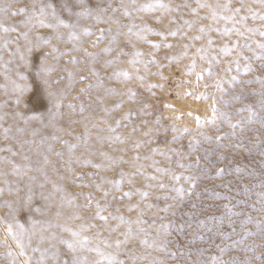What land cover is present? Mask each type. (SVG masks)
Here are the masks:
<instances>
[{
  "label": "snow or ice",
  "instance_id": "snow-or-ice-1",
  "mask_svg": "<svg viewBox=\"0 0 264 264\" xmlns=\"http://www.w3.org/2000/svg\"><path fill=\"white\" fill-rule=\"evenodd\" d=\"M18 0H0V68L3 69L4 80L7 83L0 84V89H3L4 94L9 96L13 101L12 107H9V101L4 100L0 102V137L3 140L16 141L21 151H15L11 145L0 148V152L8 151L12 157L20 155L25 163H18L7 156H0V162L10 165V168L0 166V197H7L0 200V207L7 208V213L0 216V223L8 225L6 235L17 245L19 251H13L7 239L0 241L7 249L6 256L11 258V264H139V262L147 260L149 264H168L169 259L180 260L184 257L182 264H264V252H258L260 248H264V243H246L249 237L260 236L264 240V139L259 136L256 137V142L252 147H246L241 143L223 144L221 141L228 139L229 136L235 137L238 140L235 129L239 128L242 132L245 131V124L259 123L264 127V75H255L253 73L258 70H264V39H255V36L264 38V11H260L247 6L246 15H241L244 7L233 8L231 0L226 3H208L207 0H195V7H193L190 0H184L183 3H173L172 0H148L146 3H138L137 0H31L30 5L14 8L13 4ZM264 9V0H254ZM182 9H187L194 18L186 19ZM201 9H208V13L200 15ZM160 12L159 16L155 17L156 22H161L165 16L169 18V26L175 24L176 27H169L167 31H161L152 27L150 23L145 21L139 13H156ZM173 13H180L179 18ZM119 14V15H118ZM22 17L18 21L13 18ZM127 18L124 22L123 18ZM141 23H137V19ZM259 20L261 23L255 27L248 26V20ZM211 20L212 23L205 25L200 23L203 20ZM224 21L223 27L219 26V22ZM231 24V27L228 25ZM103 25V27H101ZM197 25L199 27L197 28ZM126 29V31H125ZM196 29L198 34L189 36L188 33ZM47 30V31H44ZM212 32H216L224 40L222 45L217 48L218 53L223 56H233V59L228 62L224 69L226 75L236 72V75L230 76L227 80L217 79L216 87L220 92H226L223 88V83H228L233 88L237 84H259V89H251V92L246 94L243 89L240 94H233L231 101L222 99L225 104L243 103L248 95L256 96L258 99L255 104L258 105L259 111L252 103H244L243 107L236 109L235 115L241 118L233 122L232 116L227 112L220 113V119H223L228 126L233 129L230 133H223L221 136L212 137L204 132L199 135L203 137L204 141L211 142L213 139L217 143V148H235L237 152L232 159L240 155L241 149L244 154L250 158L243 164H236L235 171L238 174L236 180H228L227 182L216 185L213 188L205 186L200 192H197L198 182L202 178L215 179L222 177L225 169L219 168L216 176L202 177L199 174H185L181 172L177 174L170 167H161L160 161L154 159L155 156L165 157L169 163L173 157H179L177 166L191 172L193 168H198L201 157L197 156L195 162L185 164V152L180 147H174L181 141L185 135L190 133L192 129L184 127L179 128L176 124L166 125L163 123V117L156 116L154 120L143 119L140 117H153L154 104L158 101L152 98L156 96L155 89H160L162 92L171 94L169 89L170 77L164 74L165 68H171L172 64H179V62L191 56V62L184 66L185 75H196V83L204 78L205 73L208 76L214 75L212 65L221 63L220 56L213 52L215 39L211 36ZM16 33L15 36L11 35ZM150 35L160 36L161 41H153L149 39ZM235 35L236 39L232 40ZM180 37L181 41L187 39L188 43H168V37ZM93 37H95L93 39ZM124 38L123 40L121 38ZM135 37L137 41H142L146 44L152 45L155 51L149 53L151 59H143L145 53L136 47L132 38ZM207 37V46L201 45L196 47V41H203ZM241 39L245 42L241 44ZM107 41L103 47L101 44ZM71 47H67V45ZM98 49V51H90L88 47ZM131 44L133 51L128 52L122 45ZM14 45V47H13ZM255 45V47H253ZM195 47V53H191L190 49ZM161 48L174 49L182 48L178 53L165 52L159 59L156 57V52ZM243 49H247L252 53L251 56L244 55ZM4 52L8 53V58L5 59ZM83 53L81 57L76 55ZM115 53V55H113ZM235 53V55H233ZM123 56H131L132 59L128 61L130 65L135 68L137 72L136 79L141 81V87L145 88L150 95L148 97H141L140 93L132 88L127 89V92H120L117 88L107 86L105 80H119L123 77L125 80L132 79L131 74L126 69L115 68L110 74L102 75L101 68L108 69L118 65L122 62ZM108 57V58H105ZM66 58V59H65ZM197 58L205 60L209 64L207 69H201L197 72ZM63 61V62H62ZM161 61H168L162 63ZM241 61H244L242 64ZM258 61V64H254ZM15 65V78L9 73L13 71L10 65ZM101 67L98 68L97 65ZM71 65V67H69ZM137 65L143 66L148 72V75H155L160 77L158 83H144L147 76L139 75L140 68ZM150 65H156V72H151ZM234 66V67H233ZM23 69V70H22ZM84 73V74H82ZM31 74L43 87L39 93H36L33 84L29 80ZM241 75L252 76L251 79L241 80ZM55 76V78H53ZM94 78V79H93ZM91 81V82H88ZM180 83H192V81L181 80ZM76 84H84V87L79 89L80 93H89L93 89L97 90L96 99L101 104L104 103L106 96H117V99L110 107L105 105L104 112L111 116L114 112L122 109L126 103L123 99L124 95L128 96L129 100L135 101L138 107L133 110L129 108L127 111L115 120L114 123H109L107 120L104 123L107 125V131L114 135L96 136V140L104 145L109 144H128L131 140V148L135 150V155L131 160H126L123 155L115 156L111 153L129 151L127 147L116 148L112 147L111 152L100 151L90 145L92 139L91 131L88 121L90 117H83V121L69 120L68 124L75 125L77 123H84V132L77 134L74 130L65 128L61 121L65 119L64 101L68 96L72 95ZM207 87V85H205ZM103 89L104 95L100 94ZM175 91V89H172ZM10 93L14 96L9 95ZM32 93L31 96L29 94ZM178 96L182 93L177 92ZM191 95L189 91L187 93ZM203 98H208L205 94H201ZM75 100H80V95L74 97ZM89 99L91 97L89 96ZM151 101V102H150ZM21 105L27 112L21 110ZM76 104L69 102L67 108L75 110ZM166 108H174L171 103L164 104ZM79 111L83 113L85 107L83 104L79 106ZM213 117L208 123L215 124L217 120L216 113L218 109L213 105ZM247 112L248 116L242 114ZM11 118L12 123L5 125V122ZM180 117H177L179 119ZM140 120V124H133V120ZM171 119V117H168ZM127 120L129 123L124 124ZM17 121H23L24 126L21 127ZM32 122H36L33 125ZM198 124L201 123L200 118L197 117ZM97 125L93 124L92 127ZM130 127L131 132L125 136L118 132L121 127ZM52 129L48 134L42 135L39 140L35 137L45 129ZM146 128V130H145ZM256 131L255 129H252ZM30 132L32 139H24L25 134ZM140 132L146 139H139L135 134ZM173 133L169 135V133ZM74 135L76 143L64 139L63 135ZM55 143H62L67 148V159L63 150L57 151ZM202 141L192 136L187 144L188 156L196 153L200 149ZM155 145L149 147L148 154L141 157L139 150L145 146ZM29 146V147H26ZM43 156V164L40 167H34L31 163V157L28 152L33 150ZM46 146V149H45ZM84 148V152L77 155L78 148ZM42 149H44L42 151ZM213 150L204 149L205 155H210ZM54 154L56 157L63 160L64 168L69 176L61 175L59 169L53 168L59 177L60 181L70 179L71 183L79 189H91V191H78L72 193L66 189L63 183L51 181L47 169L44 165L53 163L50 160L49 154ZM99 154L103 159L101 162H96L92 157ZM259 159H253V157ZM141 159L151 161V167L156 173L169 174L171 179L176 182L170 191L175 195H165L157 197V199L171 200L173 203L165 205L162 211L171 213L173 216L177 212L173 209H180L184 203L190 204L192 209L197 211H188L181 213L182 216L189 217L187 220L169 221L159 225L157 236L152 237L147 235L148 229L138 227L135 231L133 225H143L147 221L143 220V209L140 214L132 219L120 212V208L115 204L117 199H130L136 192L139 193L141 199H146L149 192L141 189L123 190V186L127 181L128 184H134L136 176H145L148 180H160V176L155 174L145 173L146 165L139 163ZM226 159L223 154L218 157L217 163H221ZM122 164H131L136 171H125L124 168L119 167ZM95 169L98 171H81L77 172L76 168ZM119 167L118 178H112L107 175H101L99 180L96 177L99 171L112 172ZM34 172L43 173V180L38 182L37 176ZM242 173H247L248 177L258 180V183L243 184V193L248 194L251 188H259L261 191L255 193L258 197L256 203L251 205L254 211L260 215L254 217L251 212L236 211V205H247V200H236V205L231 201L235 196L227 195L215 191V188H230L237 180L243 182ZM15 179H9V177ZM88 177V179H85ZM183 180L187 187L180 184ZM50 182L52 189L45 191V184ZM108 185L109 187H105ZM157 185L148 184L146 187L151 189ZM161 189L169 188V185L161 182L158 184ZM23 192V195L21 193ZM99 192L101 195L97 196ZM116 192H121L122 195L117 197ZM236 194H241L240 189H236ZM197 197V201L191 200L192 196ZM83 197L84 202L78 203V198ZM110 197V199H109ZM211 200H225L229 201L222 205H214L213 203H206L205 199ZM105 201V203H101ZM203 204V208H201ZM259 204V207H257ZM55 205L57 211L48 219H37L35 214L40 216H48L51 208ZM70 207L75 210L87 208L95 209L92 216L93 220H100L104 222L109 233L119 232L121 226L126 225V230L120 232L123 239L117 238L111 240L104 238L102 233L97 232V239L93 241V237L84 235V233L91 228H98L95 223L86 224L81 223L78 229L69 226L68 223H61L60 217L63 215V209ZM140 207L139 203L127 205L129 212L134 211ZM148 208H159L158 205L148 204ZM213 207H222L225 211L222 215H209L204 219H199L200 211H208ZM109 208H115V211L104 213ZM24 213L25 219L29 221V227L19 219L20 215ZM228 218V227L231 231L224 232L222 227L225 218ZM231 217H244L239 221L231 219ZM68 219L81 220L82 217L79 211ZM161 219H164L163 217ZM110 221H116L112 225ZM219 222L217 226L216 222ZM211 222V224H210ZM236 223L240 224V231L237 232ZM195 224V229H193ZM255 225L256 231L249 229V225ZM155 227V223L152 225ZM60 229V232L57 231ZM207 229V232L213 233L215 237H220L222 240H230L228 244H215L214 239L212 244L218 250V255L214 254L208 259L203 258L208 251L206 248L195 249L197 255L196 260H192L193 249L185 248L181 250L178 241L168 239L175 231L179 237L187 241L189 245L195 244L198 241L208 242L209 237L202 235L201 230ZM69 233L70 238L65 237L62 233ZM145 234V235H142ZM189 236L191 237L189 239ZM239 236L238 239L232 237ZM38 240L37 246H32L33 238ZM134 240H138L139 244L153 249L157 253H165L167 258H162L159 255H152L151 253L136 254V247H126ZM47 243L46 247H41ZM176 244L177 251H173L169 245ZM103 245V247H101ZM29 249L31 254H29ZM105 249H113L106 251ZM242 251L245 253H252L251 256H231L225 259L224 256L229 251ZM95 252L99 259L90 260L87 253ZM39 253V257L35 256ZM124 258H121V254ZM20 257L25 259L21 260Z\"/></svg>",
  "mask_w": 264,
  "mask_h": 264
},
{
  "label": "rangeland",
  "instance_id": "rangeland-1",
  "mask_svg": "<svg viewBox=\"0 0 264 264\" xmlns=\"http://www.w3.org/2000/svg\"><path fill=\"white\" fill-rule=\"evenodd\" d=\"M118 2V0H117ZM138 3H146L148 2V0H137ZM165 2H168V0H165ZM172 2L175 3H183L184 0H172ZM190 2L192 3L193 7H195V0H190ZM208 3H212L215 4L217 2L219 3H226L227 0H207ZM31 0H18V2L13 4L14 8L17 7H22L25 5H30ZM232 3V7L233 8H237V7H244V11L241 13V15H246L247 13V6L251 5V7H253L254 9L260 10V11H264V9L261 8V6L257 3L254 2V0H231ZM208 9H201L200 11V15H205L208 13ZM182 12L184 13V17L186 19H192L194 18L192 16V14L187 10V9H182ZM119 15V14H118ZM138 17L142 16L143 19L145 21H147L148 23H150L152 25V27L157 28L161 31H167L169 27H176L175 24H172L169 26V18L167 16H165L163 18V20L161 22H156L155 17L160 15V12H156V13H152V14H148V13H139L137 14ZM173 15H176L177 18H179L180 13H173ZM22 17L17 16L14 17L13 20L14 21H18L20 20ZM124 22H127V18H123ZM137 23H141V20L138 18L137 19ZM200 23L208 25L211 24L212 21L209 20H203ZM224 21H220L219 22V26L223 27L224 25ZM248 26L250 27H255L257 25H259L261 22L259 20L253 21L251 18H249L248 20ZM229 27H231V24L228 25ZM101 27H103V25H101ZM199 27V25H197V28ZM47 31V30H44ZM126 31V29H125ZM198 34V32L196 31V29L190 31L188 33L189 36L191 35H196ZM11 35L15 36L16 33H12ZM211 36L215 39V45L213 47V52H216L217 55L220 56L221 59V63L219 65H216L215 63H213V65L211 66L214 72V75L212 76H208L206 73L204 75V78L199 82V85H197L196 83V75H185L184 74V66L189 64L191 62V56L186 57L184 59H182L179 64H175L173 63L171 68H165L164 69V74L170 77V82H169V89L168 91L171 93L170 95L167 92H162L160 89H155L156 92V96L153 97V100L158 101V103L154 104V108L150 109V111H154V116L153 117H140V120L143 119H149L154 120L156 116H160L163 117V123L166 125H171V124H176L179 128L183 129L184 127H188L190 129H192V131L190 133H188L187 135L184 136V138L179 141L176 145H173L174 147H180L182 149V151L185 152L186 156L184 159V163L187 164L189 162H195L196 157L200 156L201 160H200V165L198 168H193L191 170V172H187L185 169H181L177 166V161L179 160V157L174 156L172 161L169 163V161L163 157V156H155L154 159L160 161V166L161 167H170L173 171H175L177 174L184 172L186 175L187 174H199L202 177H207V176H216V173L218 171L219 168H224L225 172L223 174L222 177L219 178H215V179H207V178H202L199 182H198V187L196 189L197 192H200L205 186L209 187V188H213L216 185H220L223 184L225 182H227L228 180H236L237 179V173L235 171V166L236 164H243L245 163L248 158L244 152L243 149L239 150L240 151V155L236 156L235 160L232 159L233 155L237 152V150L235 148H217V143L216 141L213 139V141L211 142H207L204 141L203 137L199 135L200 132H204L209 136L212 137H216V136H221L223 133H230L233 131V129H231L228 124L223 120L220 119V113L221 112H227L232 116V120L233 122H235L236 120H239L241 117L239 115H235L236 113V109L243 107L244 103H252L253 106L256 108L257 111H259V107L258 105L255 104V101L258 99V97L256 96H251L248 95L247 99L243 102V103H232V104H225L222 102L223 100L226 101H231L232 99V95L233 94H240L241 90L243 89L244 93L248 94L251 92V89H259L260 85L259 84H237L235 86V88H233L231 85H229L228 83H223V88L226 89V92H220L218 91L217 87H216V81L217 79H221V80H227L230 78V76L232 75H236V72L233 71L232 73L226 75L224 72V69L227 67L228 62L231 61L233 59V56H223L222 54L218 53L217 48L222 45V43L224 42L225 39L227 38H222L220 37L219 34H217L216 32H212ZM95 37H93L94 39ZM255 39H264L259 37L258 35L254 37ZM122 40L124 39L123 37L121 38ZM150 40L153 41H161V37L160 36H155V35H150L149 36ZM232 40L236 39V36L233 35ZM133 43L136 44V47L138 49H140L141 51H143L145 53L143 59H151V56L148 55L149 53L155 51L152 47V45L150 44H146L142 41H137L135 37L132 38ZM168 43H173V44H177V43H188L189 41L187 39H184L183 41H181L180 37H168ZM241 44H243L245 41L243 39H241ZM107 41L103 42L101 44V47L104 46V44H106ZM196 47H199L201 45H204L205 47L207 46V37H205V40L203 41H196L195 42ZM126 48V51L128 52H132L133 48L131 44H127V45H122ZM14 47V45H13ZM67 47H71V45H67ZM85 47H88L90 51H98V49H93L91 48V46L89 44H86ZM253 47H255V45H253ZM182 51V48H174V49H167V48H161L158 52H156V57L157 59H159L165 52H169V53H178ZM196 48L193 47L190 49L191 53H195ZM244 55L247 56H251L252 53L249 52L247 49H243ZM5 56V59L8 58V53L4 52L3 53ZM76 55L79 56H83V53H78ZM113 55H115V53H113ZM235 55V53L233 54ZM108 58V57H105ZM66 59V58H65ZM122 62L118 65L113 66V68H108V69H103L101 68V74L102 75H108L110 74L115 68H120V69H126L127 71H129V73L132 76V79L130 80H125L123 77H121L119 80H105V84L107 86H112L117 88L120 92H127V89L132 88L135 91H137L138 93H140L141 97H148L150 95V93L143 87H141V81L136 79L137 76V72L135 71V68H133L132 65H130L128 63V61L130 59H132L131 56H123L122 58ZM63 62V61H62ZM162 63H168V61H161ZM241 63L243 64L244 61H241ZM254 64H258V61H254ZM10 68L13 69L12 72H10L9 74L15 78V65H10ZM69 67H71V65H69ZM98 68H100L101 66L98 64L97 65ZM137 67L140 68V72L139 75H145L147 76V80L144 83H158L160 82V77L155 76V75H148V72L143 68V66L141 65H137ZM209 67V64L207 63V61L205 60H200L199 58H197V69L196 71L199 72L201 71V69H207ZM234 67V66H233ZM149 69L151 72H156L157 68L156 65H150ZM23 70V69H22ZM84 74V73H82ZM255 75H264V70H258L257 72L253 73L252 76ZM252 76H244L241 75L240 79L241 80H248L251 79ZM55 78V76L53 77ZM94 79V78H93ZM29 80L30 82L33 84V88L34 91L36 93H39L40 90L42 89V85L31 75L29 74ZM181 80H188V81H192V83H180ZM91 82V81H88ZM7 83V81L4 80V76H3V69L0 68V84H4ZM205 85H207V87H205ZM84 84H76L75 85V90L72 92V95L68 96V98L64 101V108L62 109V111L65 113V119L63 121H61V123L63 124V126L65 128H69L70 130H74L75 133L77 134H82L84 132V123H77L75 125H69L68 121L69 120H77V121H83V117H90L88 124H89V128L91 131V136L92 139L90 141V145L95 147L97 150L100 151H109L111 152V148L112 147H116V148H124L127 147L129 149L128 152L123 153V152H114L111 153L112 155L115 156H121L123 155L125 157L126 160H131L132 157L136 154L135 150H133L131 148V143L132 141L130 140L128 144H109V143H105L104 145H101L97 140H96V136L100 135V136H108V135H114L112 133H109L107 131V125L104 123L105 120H107L109 123H114L116 119H118L123 112L127 111L129 108H132L133 110H135L138 105L136 104L135 101L129 100L128 96L125 94L123 99L126 101L124 107L122 109L117 110L116 112H114L111 116H109L106 112H104V106H111L117 99H119V97L117 96H106L104 103L101 104L100 101H98L96 99V92L97 90L93 89L92 91H90L89 93H80L79 89L81 87H84ZM172 89H175V91H172ZM191 92V95H188V92ZM180 92L182 93V95L178 96L176 93ZM100 94L104 95V91L103 89L100 90ZM201 94H205L208 98H203L201 96ZM9 95L14 96V94L10 93ZM32 93L29 94V96H31ZM76 95H80V100H75L74 97ZM89 96L91 97V99H89ZM4 100H8L9 101V107H12L13 101L11 99H9V96H6L4 94L3 89H0V102L4 101ZM69 102H72L74 104L77 105L75 110L69 109L67 108V104ZM151 102V101H150ZM166 103H171L174 105V108H166L164 107V104ZM83 104L85 107V111L83 113H81L79 111V106ZM213 105H215V107L218 109L216 116L218 117L216 120L215 124L212 123H208L206 121H210L213 117ZM21 110L27 112V109L23 108V105H21ZM243 116H248L249 114L247 112L242 114ZM168 117H171V119H168ZM177 117H180L179 119H177ZM197 117L200 118L201 123L198 124L197 122ZM140 120H133V124L139 125L140 124ZM12 123L11 118H9L6 122L5 125ZM17 123L19 124V126L23 127L24 123L23 121H17ZM129 122L127 120L124 121V124H128ZM33 125H36V122H32ZM95 124L97 125L96 127H92V125ZM38 126V125H36ZM245 131H241L239 128L235 129L237 136L240 137V139L238 140L235 137H231L229 136L228 139H225L223 141H221V143L223 144H235V143H243L246 147H252V144H254L256 142V137L259 136L261 139H264V127H261V125L259 123L256 124H245ZM252 129H255L256 131H253ZM146 130V128H145ZM52 131V129H45L43 130L39 135H37L35 137L36 140H39L41 138L42 135L48 134ZM118 132L127 136L130 134L131 132V128L130 127H121L118 129ZM173 133H169V135H172ZM63 135L64 139H67L69 141H71L72 143H76L75 140V136L74 135H67V134H61ZM195 136L197 139H200L202 141L201 145H200V149L196 152L191 154V156H188V149H187V144L189 139ZM136 138L139 139H146L145 137H143L141 135L140 132H137L135 134ZM24 139H32L33 137H31L30 132L28 134H25V136L23 137ZM8 145H11V147L17 151L20 152V146L16 141L13 140H3L2 137H0V148L6 147ZM155 145H151V146H145L143 148H141L139 150L141 157H143L144 155L148 154V149L149 147H154ZM29 147V146H26ZM33 150L28 152V155L31 157V163L33 164L34 167H40L43 164V156L39 153H37L35 151V146H32ZM46 149V146H45ZM55 149L57 151L63 150L65 152V158L67 159V148L66 146H64L62 143H55ZM204 149H209V150H213L211 152L210 155H205L203 150ZM44 149H42L43 151ZM81 152H84V148H78L76 150L77 155H79ZM220 154H223L226 159L221 162V163H217L218 157L220 156ZM0 156H7L10 157L11 159L15 160L18 163H25L20 155H17L15 157L11 156V153L8 151H4V152H0ZM50 160L53 161V163L44 165L47 169L48 175L50 177L51 181H56L58 183H63L66 186V189L72 193H76L78 191H91V189H79L77 187H75L72 183L70 179H66L64 181H60L59 177L57 175V173L55 171H53V168H57L59 169V172L61 175H65V176H69L70 174L67 173L65 171L64 168V164H63V160L61 158L56 157L54 154H49ZM96 162H101V160L103 159L99 154L95 155L92 157ZM253 159H259V157H253ZM141 164L146 165L144 171L145 173H149V174H155L160 176V180L157 181H153V180H148L145 178V176L142 175H137L135 178V182L134 184H128L127 181L125 182L124 186H123V190L124 191H128L129 189H132L133 191H135V189H141V190H145L148 191L150 194L146 199H141L140 195L138 192H136V194H134L130 199L125 198L123 200L117 199L115 201V204L119 206L120 208V212L123 213L125 216L127 217H131L132 219H135L139 214H140V210L143 209V216L141 217L143 220L147 221V223L143 224V225H133V229L134 231L138 228V227H144L145 229H148V233H146L147 235H150L152 237L157 236L158 233V229H159V225L162 223H167L169 221H176L177 223L181 222L182 220H187L189 219V217H187L186 215L182 216L181 213H186L188 211H197V209H192L190 207V204L185 202L183 207L180 209H173V211L177 212L176 216H173L171 213H165L164 211H162L161 209H163L165 207V205L167 204H171L173 203V201L171 200H164V199H157V197H163L165 195H175V193H172L170 191L172 186L176 185V182L173 181L171 179V173L165 175L162 173H156L155 170L150 166L151 165V161H146L141 159V161L139 162ZM0 166L5 167V168H10V165H6L3 164V162H0ZM119 167L124 168L125 171H136V169L132 168L131 164H122ZM119 167L116 168L114 171L112 172H104V171H99V175L96 177L97 180H99L101 175H107L110 176L112 178H118V172H119ZM77 172H81V171H98L95 169H84V168H80L77 167L76 168ZM33 175L37 176V180L38 182L43 180V173L41 172H34L32 173ZM243 176V182L241 183L240 181L237 180L236 183L232 184L230 188H215V191L217 192H221L227 195H232L235 196V199H233L231 201V203L233 205H236V200H247L248 204L247 205H236L235 210L236 211H244V212H251V214L256 217L258 215H260V213H258L257 211H254L251 207V205L253 203H256V201L258 200V197L256 196L255 193L261 191L259 188H251L250 192L248 194H244L242 189H243V184H248V185H252L255 183H258V180L252 178V177H248L247 173H242L240 174ZM9 179H15V177H9ZM85 179H88V177H85ZM165 183L167 185H169V188H163L161 189L160 187H158L159 183ZM148 184H153V185H157L156 187H153L151 189L147 188L146 186ZM180 184H183L185 187H187V184H185V182L183 180L180 181ZM105 187H109L108 185H105ZM52 189V184L50 182L45 184V191L51 190ZM236 189H240L241 190V194L237 195L236 194ZM21 195H23V192L21 193ZM97 196H100L101 194L99 192L96 193ZM115 195L117 197L121 196L122 193L121 192H116ZM7 197V193H5L4 197H0V200H3ZM110 199V197H109ZM191 200L193 202H199L197 201V197L194 195L191 197ZM78 203H83L84 202V198L83 197H79L78 198ZM206 203H213L214 205H222L224 203H228L229 201H225V200H211L210 198H206L205 199ZM101 203H105V201H101ZM139 203L140 207L138 209H135L132 212H129L127 210V205L129 204H136ZM155 204L158 205L159 208L153 207V208H148L147 205L148 204ZM203 204H201V208H203ZM257 207H259V204H257ZM7 208L4 207H0V216H4L7 213ZM57 211V207L55 205H53V207L50 210V213L48 216H40V214H35L37 219H48L51 217V215L53 213H55ZM63 215L60 217V222L61 223H68L69 226H71L74 229H78L79 225L81 223H86V224H91V223H95L96 225H98V228H91L90 230L86 231L84 233V235L93 237V241L95 242V240L97 239V232L99 231L100 233H102V236L104 238H109L111 240H115L117 238L123 239L122 236H120V232H123L126 230V225L121 226L119 232H113V233H109V231L107 230V227L104 226V222L100 221V220H93L92 216L95 212V209L92 208L91 210L84 208V209H79V210H75L73 208L70 207H65L63 210ZM79 211V214L81 215L82 219L81 220H72V219H68V217L72 216L74 214V212ZM115 211V208H109L104 214L107 215L109 212H113ZM224 209L222 207H213L211 210L208 211H200V216L198 217L199 219H204L206 216L209 215H222L224 213ZM164 219H161V218ZM19 219L21 220V222H23L25 224V227H29V221H27L25 219V214L22 213L19 217ZM231 219L239 221L241 219H244V217H231ZM228 218H225L223 227H222V231L224 232H228L231 231V229L228 227ZM110 223L112 225H115V223H117L116 221H110ZM153 223H155V227H153ZM217 226H219V222L217 221ZM211 224V222H210ZM7 227L8 225L6 223H0V241L7 239L8 243L11 245L13 251H19L17 245L15 244V242L11 239V237H8L6 235V231H7ZM195 224H193V229H195ZM237 232L239 233L240 231V224L236 223L235 225ZM249 229H251L252 231H256L255 225H249L248 226ZM58 232H60V229H57ZM65 237L70 238V234L69 233H62ZM201 234L208 236L210 239L208 242H200L198 241L195 244H191L189 245L187 243V241L185 239H183L182 237H179L177 235V233L175 231H172V234L170 237H167L168 239H173L175 238L179 245L181 246V250L185 249V248H192L193 254L191 259L192 260H196L197 259V255L195 253V249L198 248H206L208 249V251L204 254L205 259H208L209 257H211L212 255L216 254L218 255V250L215 248V246L212 244V240L214 239L215 244H228L231 241L230 240H222L220 237H215L213 233H209L207 232V229H202L201 230ZM145 235V234H142ZM191 237L189 236V239ZM239 236H235L232 237V239H238ZM264 243V240H262V238L260 236H253V237H249V239L246 241V243ZM38 244V240L34 237L32 240V246L35 247ZM47 243H45L44 245H41V247H46ZM135 246L136 247V254H147V253H151L152 255H159L162 258H167V255L165 253H157L155 252L153 249L147 248L146 246H142L139 244L138 240H134L132 243H130L129 245H127L126 247L131 248ZM101 247H103V245H101ZM169 247L173 250V251H177V247L176 244H171L169 245ZM106 251H112L113 249H105ZM8 249L3 245L0 244V264H11V258L6 256ZM258 252H264V248H260L257 250ZM29 254H31V250L29 249ZM88 257L90 260H97L99 259L98 255L95 252H91V253H87ZM251 256L252 253H245L242 251H229L228 253L225 254L224 258L228 259L231 256H240L241 259L244 258V256ZM35 256L38 258L39 257V253H36ZM121 258H124V254H121ZM21 260L25 259L24 257H20ZM185 260L184 257H181L180 260H176V259H169L168 264H182V262ZM106 264V262H105ZM130 264V262H129ZM139 264H149V261L144 260L139 262ZM255 264H259V261H256Z\"/></svg>",
  "mask_w": 264,
  "mask_h": 264
}]
</instances>
